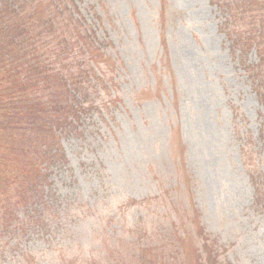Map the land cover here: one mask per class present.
Listing matches in <instances>:
<instances>
[{
    "label": "rangeland",
    "instance_id": "1",
    "mask_svg": "<svg viewBox=\"0 0 264 264\" xmlns=\"http://www.w3.org/2000/svg\"><path fill=\"white\" fill-rule=\"evenodd\" d=\"M216 2L77 0L116 80L109 115L63 138L45 264H264L263 107Z\"/></svg>",
    "mask_w": 264,
    "mask_h": 264
},
{
    "label": "trees",
    "instance_id": "2",
    "mask_svg": "<svg viewBox=\"0 0 264 264\" xmlns=\"http://www.w3.org/2000/svg\"><path fill=\"white\" fill-rule=\"evenodd\" d=\"M216 4L264 128V0ZM108 45L77 0H0V264L46 263L33 243L59 201L51 174L68 160L63 138L109 115L117 59ZM258 139L264 153V130ZM251 166L254 207L264 209L263 165Z\"/></svg>",
    "mask_w": 264,
    "mask_h": 264
}]
</instances>
